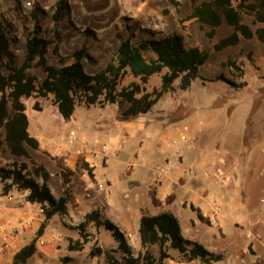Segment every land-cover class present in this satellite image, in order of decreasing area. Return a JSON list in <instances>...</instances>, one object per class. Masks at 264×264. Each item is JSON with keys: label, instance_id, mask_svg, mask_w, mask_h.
<instances>
[{"label": "rangeland", "instance_id": "obj_1", "mask_svg": "<svg viewBox=\"0 0 264 264\" xmlns=\"http://www.w3.org/2000/svg\"><path fill=\"white\" fill-rule=\"evenodd\" d=\"M57 1L0 0V26L10 39L9 41L12 37H16L17 42H10L9 47L16 55L17 65H20L24 58L28 32L33 30L35 23L41 28L42 32L40 31L39 34L44 37L52 39L54 29L60 34L59 56L51 54V51L46 55L51 65L59 67L70 64L74 60L72 53L84 47L93 59V62L82 61L84 70L89 74L97 73L105 68L116 52L121 39L129 38L131 41H137L141 38H162L175 33L183 37L186 46L209 48L208 59L198 68V77L190 89L185 91L177 89L166 93L155 104L152 122L160 121L161 123L155 124L154 129L148 132L144 145L137 155L135 178H137L138 187L142 185L140 171L147 169L152 172L164 160L161 159L164 153L159 150L163 134L170 133L172 136L176 133V129H183L186 125L189 127L186 133L190 136L188 142L203 147L204 151L212 152L215 149V138L213 133H205L206 130L220 127L227 131L231 130V133L236 131L238 135L243 132L245 125L248 130L259 129L258 125L263 126L262 122H258L264 120V42L256 38L241 37L237 45L214 51L212 45L228 35L231 27L222 22L215 28L214 36L209 39L196 21L185 20L191 12L190 0H175L178 2L176 6L170 0H64L60 19L55 22L53 13ZM33 12L36 13V21L32 19ZM245 19L247 22L245 24L254 30L256 25L251 23V18L245 16ZM248 53H251L249 59ZM229 58L236 60L243 67V77L230 75L228 68L221 65V62ZM28 71L35 75L39 82L45 76L42 66H32ZM226 79L231 83H228ZM130 80L131 77H127L124 84ZM241 81L246 82V85L241 88L232 84ZM177 83L178 81L175 85ZM159 86L160 75H154L145 85V89L151 91ZM23 103L29 121V134L36 137L40 143H49L45 150L30 149V153L32 160L43 164L49 172L48 185L55 197L62 194L63 184L57 174L55 162L47 156V151L61 155L59 148H64L66 144L60 143L59 137L62 139L67 136L70 130H74L75 135L82 134L83 130L89 131L83 123L87 122L85 114L88 113L90 117L96 113L109 115L126 107V104L121 107L116 105L114 108L111 105H106L104 108L98 105L91 107L81 105L75 109L69 120H65L52 104L51 96L29 97L25 98ZM35 103L40 110L34 109ZM160 124L168 128L164 130L168 131L167 133H163ZM192 134L196 138L192 139ZM261 135L255 145L264 144L263 131ZM2 136L3 132L0 130V138ZM186 141L187 139H178L176 144L180 142L187 144ZM79 142L83 143V141ZM137 148L139 149L137 145L132 144L130 148L120 152L117 169L123 171L125 166L134 160L133 153ZM7 155L1 148V167H9L16 161H6ZM25 163L30 169L31 162L25 159ZM130 177L132 174L130 176L123 174L125 179ZM93 187V183L83 178L79 170L75 171L70 188L80 203L79 208L76 209L78 213L88 205L87 193L93 190ZM82 221L83 218L76 216L68 218L55 215L51 219L50 226L60 240L55 246L54 253L43 259L44 264H106L104 253L96 259H91L88 254L94 245L104 249L117 246L111 231L104 227L89 228L88 225L86 229L87 232L90 230L92 237L85 243L83 250H68L70 239H80L78 229L74 227ZM130 242L134 245L131 237ZM43 248L39 246L41 251ZM63 257H68L69 260L64 263ZM38 260V257L33 256L26 264H36Z\"/></svg>", "mask_w": 264, "mask_h": 264}, {"label": "trees", "instance_id": "obj_2", "mask_svg": "<svg viewBox=\"0 0 264 264\" xmlns=\"http://www.w3.org/2000/svg\"><path fill=\"white\" fill-rule=\"evenodd\" d=\"M64 0H58L53 13V20L60 19L64 8ZM173 5H178L175 0H170ZM191 12L185 20H194L199 24L205 36L211 39L215 28L225 22L232 27V31L212 45L214 51H220L228 46L237 45L240 36L251 39L254 36L264 42V27L254 31L243 22L244 16L251 18L252 24L264 23V0H190ZM36 21V13H32ZM41 28L35 23L32 31L28 32L25 43L24 58L20 65L16 64V55L10 49V42L16 43V37L11 41L0 26V129L4 130L3 141L11 155L24 158L31 162L30 169L27 163L16 161L9 167L0 166V182L3 184V193L6 194L12 187L26 193V200L38 203L44 210V221L36 231L32 240L20 248L13 256L14 264H25L36 251V241L42 235L48 221L55 215L67 213V205L76 207V201L68 187L74 171L66 167L61 160L50 156L58 168L59 175L65 185L63 195L55 198L48 185L49 173L46 168L32 160L28 148L39 149V142L29 135L28 118L25 114V105L22 98L51 96V102L56 106L59 114L65 120L70 119L76 107L115 104L121 107L124 116L146 114L166 93L179 89H190L198 77V68L208 59L209 48L186 46L181 35L170 34L162 38H141L131 41L129 38L121 39L119 46L105 68L97 73L89 74L84 70L83 60L93 62L92 57L83 47L72 53L73 61L66 66L55 67L51 65L46 55L59 56L60 34L53 30V38L39 34ZM42 32V31H41ZM51 46V49H50ZM249 54L247 57L249 59ZM62 58V57H61ZM227 67L230 75L243 77L244 69L234 59L221 62ZM32 66H42L44 78L39 82L37 77L28 70ZM154 75H160V86L146 91L145 85ZM127 77L131 80L124 84ZM222 79H224L221 76ZM225 80V79H224ZM178 83L175 85V82ZM228 83L231 81L227 80ZM237 88L246 85L245 81L234 84ZM34 109L40 110L37 103ZM0 144L2 141L0 140ZM82 167L92 176L91 168L83 162ZM36 178L41 179L38 183ZM153 203L157 201L153 198ZM199 219L208 223L200 211ZM95 228L104 227L111 231L117 242V248L103 250L94 245L89 251L90 257L102 253L106 256L107 264H117L118 260L113 252H120L122 264H164L172 258L169 251L175 250L180 254V259L186 263L199 260L200 264H212L222 260L221 254L207 251L201 244L190 241L182 236L177 218L170 212L157 215L142 214L139 220V238L142 251L133 256L125 235L119 228L101 217L99 211L93 210L84 215V219L75 228L78 229L80 239L68 242V250L81 251L92 234L87 232V226ZM152 244L159 245V252L154 256L148 247ZM68 257H63L65 263Z\"/></svg>", "mask_w": 264, "mask_h": 264}, {"label": "crops", "instance_id": "obj_3", "mask_svg": "<svg viewBox=\"0 0 264 264\" xmlns=\"http://www.w3.org/2000/svg\"><path fill=\"white\" fill-rule=\"evenodd\" d=\"M243 22L247 23L245 16ZM255 25L256 28L264 27V23ZM251 30L254 31L252 28ZM24 99L22 98V101ZM111 106L116 107L115 104ZM154 106L146 114L135 116L122 115L124 109L109 115L96 113L93 117L87 113L85 114L87 122L83 123L89 131L83 130L82 134H76L77 141L73 144L68 143V136L58 138L60 143L66 144L64 148H59L61 155L51 154L48 151L46 155L57 157L66 167L73 170L74 174L79 170L83 178L92 182L94 187L87 193L88 205L84 210H78L80 211L78 213L76 209L79 208L80 203L70 188L73 174L68 187L76 201V207L68 204L66 214L55 215L84 219L86 213L99 211L102 218L114 223L125 235L133 256H136L143 250L138 233L141 215L170 212L177 218L185 239L198 242L207 251L222 255V260L212 264H264V144L255 145L262 136V131L264 132V120L258 122L263 124V126L258 125L259 129L248 130L245 125L243 132L238 135L236 131L231 133V130L227 131L220 127L206 130L205 133H213L215 138V149L212 152L204 151L203 147L188 142L190 137L186 134L188 126L185 125L180 130L176 129V133L171 136L168 131H164L168 128L160 124L163 133H167L163 134L159 145V150L164 153L161 164L167 161L170 165V173L158 175L155 170L152 172L147 169L141 170L139 176L142 178L143 186L138 187L135 178L137 155L144 145L148 132L154 129L155 124L161 123L152 122ZM0 130L3 132L0 149L8 154L5 160L25 162L24 158H16L10 154L3 141L4 130ZM181 130L184 132V140L187 139V144L183 142L176 144L178 139L183 140L178 136ZM191 136L192 139L196 138L194 134ZM234 136L237 140L233 139ZM38 142L39 151L45 150L49 145V143H40L39 140ZM132 144L139 147L133 153L134 160L128 163L123 171L117 169L120 152L130 148ZM28 152L31 156L30 148ZM83 162L91 168L92 176H89L82 167ZM205 170L218 172L219 180L214 182L212 178L204 177ZM124 173L129 176L132 174V177L125 179ZM57 174L59 175V171ZM36 180L38 183L41 182L40 178ZM2 187L3 184L0 182V222L7 221L11 226L16 227L19 248L1 253L0 264H14V254L36 235V231L44 221V214L39 212L40 204L28 202L23 192L12 187L4 194ZM64 188L63 184L60 196L63 195ZM153 198L157 203H153ZM215 205L219 206L218 212L214 211ZM197 211L209 220L208 223L199 219ZM51 219L36 241V251L31 256L38 257L36 264L43 263V259L53 254L60 240L50 226ZM27 220L30 221L29 225L25 224ZM91 227L90 224L89 228ZM130 237L134 245L131 244ZM40 239L44 241L43 244H39ZM37 245L43 246V251ZM116 248L117 246L109 249L116 250ZM148 250L157 256L159 245L152 244ZM112 254L118 260L117 264H122L121 253L117 251ZM169 254L172 258L166 259L164 264H200L197 259L190 263L182 261L180 254L175 250L169 251ZM105 263L107 264L106 259Z\"/></svg>", "mask_w": 264, "mask_h": 264}, {"label": "built area", "instance_id": "obj_4", "mask_svg": "<svg viewBox=\"0 0 264 264\" xmlns=\"http://www.w3.org/2000/svg\"><path fill=\"white\" fill-rule=\"evenodd\" d=\"M68 136V143L69 144H73L74 142L77 141L76 135L74 133L73 130H70L67 134ZM178 136L181 139H184V132L181 130L178 132ZM155 172L160 174V175H167L168 173H170V165L169 163L166 161L161 165H157L154 168ZM203 176L204 177H210L212 178V180L214 182H217L219 180V174L218 172H210L208 170H205L203 172ZM26 194V193H24ZM9 199H11V197H9ZM17 199V198H16ZM214 211H219V206L215 205L214 206ZM39 212L41 214H44V210L43 208L39 207ZM26 225L30 224V221L27 220L25 222ZM39 244H43L44 241L43 240H38ZM19 248V238H18V234L16 232V227L11 226L9 222L4 221V222H0V254L3 252H11L14 250H17Z\"/></svg>", "mask_w": 264, "mask_h": 264}]
</instances>
